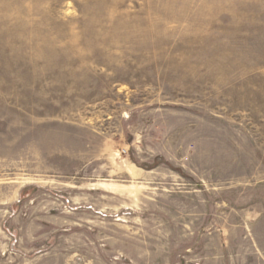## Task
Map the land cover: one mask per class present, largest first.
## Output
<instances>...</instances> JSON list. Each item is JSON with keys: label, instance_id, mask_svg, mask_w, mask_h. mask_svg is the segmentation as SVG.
Listing matches in <instances>:
<instances>
[{"label": "rangeland", "instance_id": "obj_1", "mask_svg": "<svg viewBox=\"0 0 264 264\" xmlns=\"http://www.w3.org/2000/svg\"><path fill=\"white\" fill-rule=\"evenodd\" d=\"M0 264H264V0H0Z\"/></svg>", "mask_w": 264, "mask_h": 264}]
</instances>
